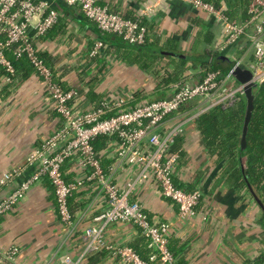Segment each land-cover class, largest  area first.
Masks as SVG:
<instances>
[{
	"label": "built area",
	"instance_id": "2783aa9c",
	"mask_svg": "<svg viewBox=\"0 0 264 264\" xmlns=\"http://www.w3.org/2000/svg\"><path fill=\"white\" fill-rule=\"evenodd\" d=\"M97 28L108 35L120 36L128 44H145L148 29L137 20L111 11L99 0H63ZM169 0H153L142 4L137 16L151 18L156 8ZM171 1V0H170ZM202 11L221 27L216 50L225 51L247 36L253 61L247 68L253 82L264 84V0H249V18L231 19L224 7H216L204 0H178ZM60 14L48 2L32 0H0V66L5 73L0 77V89L15 84L16 70L6 52L13 46L16 59L26 57L38 78V93L46 102V110L54 117L55 129L44 137L26 165H38L34 175L23 182L6 199L0 201V218L10 212L24 198L30 186L46 176L54 190L57 211L68 231L77 232L85 245L82 257L106 252L119 259L120 264H179L169 250L173 226L161 221L144 200V189L178 210L181 219L200 215L207 221L209 215L198 211L203 198L200 188L194 191L180 188L175 183L181 156L172 151L178 138L205 112L215 107L227 109L245 96L244 85L233 77L209 72L195 85H174L171 97L132 107V93L116 87L107 71L89 74L87 60L78 61L79 81L65 89L59 75L47 66L41 57L35 39L42 40L58 23ZM86 57L100 58V63L115 65L116 58L102 41L95 42ZM113 60V61H112ZM76 62V61H75ZM243 60H238L236 66ZM109 77H108V76ZM98 81L94 93L102 96L98 105L84 98L89 83ZM59 81L63 83V79ZM193 106L187 107L189 103ZM182 109V110H181ZM75 161L82 177L68 181L65 167ZM21 173L9 172L0 180L8 185ZM89 183V193L95 194L101 205L89 206L90 223L78 224L70 208L73 196ZM92 199V200H93ZM96 207V206H95ZM94 209L95 211H92ZM132 226L146 240L150 250L143 259L129 241L115 243L106 239L110 226ZM105 253V254H106ZM20 249L11 243L1 250L0 257L8 264H18ZM52 264H78L69 256Z\"/></svg>",
	"mask_w": 264,
	"mask_h": 264
},
{
	"label": "crops",
	"instance_id": "0c3cea01",
	"mask_svg": "<svg viewBox=\"0 0 264 264\" xmlns=\"http://www.w3.org/2000/svg\"><path fill=\"white\" fill-rule=\"evenodd\" d=\"M32 1L48 2L61 16L58 27L42 40L35 39V44L45 59L52 60L53 68L67 86H76L80 78L76 71L78 61L87 60L86 69L91 76L92 73L107 71L112 75L117 88L132 93V107L172 96L178 80L162 83L151 70L131 62L134 59L128 52L134 51L137 54L136 48L121 46L120 40L114 42L115 45L109 42L107 45L110 52L118 60L111 68L106 62L99 64L100 58H88L86 53L92 50L95 42L101 41L105 33L77 8L67 6L63 0ZM147 1L153 0H99V3L124 15L128 11L140 9ZM206 2L224 7L231 19H247L243 13L246 14L248 4L243 9L240 6L241 0ZM150 21L156 35L161 38L160 43L168 44V48L179 56L161 61L167 72L179 70L178 79L185 77L189 85H194L202 63L211 60L208 48L213 46L211 48L216 49L215 45L221 36L220 25L202 11L178 0H169L166 5L157 7ZM104 36L116 40L115 36ZM208 37L212 39L211 44L206 42ZM183 56L186 57V65L178 68L182 59L180 57ZM230 58L236 59V63L242 59L241 65L246 68L253 61L249 49L240 55L235 51ZM235 67L236 64L232 70ZM37 79L35 74L30 76L13 87L10 94L5 95L0 89V180L9 172L21 171L8 185L0 186V201L34 175L38 165H26L27 160L36 147L41 145L43 138L55 129L54 116L46 110V102L38 93ZM97 83L96 79H91L93 89L97 88ZM84 98L93 103L101 100L102 96L86 94ZM182 144L186 165L180 167L175 180L179 186L188 189L192 177L198 172L204 173L198 183V188L203 192L198 211L207 213L208 220L203 221L200 215L192 219H181L175 207H169L166 201L148 194L147 188L144 189V200L159 220L172 224L173 236L185 242L186 251L181 254L183 264H254L259 255L257 242L264 233L255 225L258 215L256 212L251 213V198L237 192L221 178L220 165H214L206 155L195 123L187 130ZM65 170L71 173L67 177L69 181L83 176L73 160L69 161ZM93 196L95 194L89 193L87 183L71 199V207L75 210L83 204L74 213L79 225L90 223L91 201L95 209L101 205L99 199L94 200ZM70 232L60 220L50 180L43 176L30 186L17 206L0 218V248L2 250L11 243L16 244L20 249L18 264H52L64 256L71 257L78 264H120L118 258L108 253H103L102 257H98V254L82 257L85 245L76 231ZM137 234L138 231L132 226L116 225L107 229L106 239L115 243L131 242Z\"/></svg>",
	"mask_w": 264,
	"mask_h": 264
},
{
	"label": "trees",
	"instance_id": "16d2710c",
	"mask_svg": "<svg viewBox=\"0 0 264 264\" xmlns=\"http://www.w3.org/2000/svg\"><path fill=\"white\" fill-rule=\"evenodd\" d=\"M205 2L207 0H204ZM249 0H241L240 6L244 9ZM208 3V2H207ZM212 4V3H211ZM216 6L215 4H213ZM218 7V6H216ZM242 9L243 12H245ZM138 10L128 11L123 15V17L131 20H137L140 24L144 25L148 29V35L145 44L142 46H134L128 44L120 36H115L116 40L113 41L111 38L103 35L101 41L105 44L109 42L117 43L120 40V45L131 48L134 47L137 50V54L134 51L128 52L130 57L135 62L139 64L141 68L146 70H151L156 77L160 78L162 83L177 82L183 85H189L187 83V78L183 77L178 79L180 74L179 70H173L172 72H167L164 64L161 63L162 60H171L174 57H179L175 55L168 44H161L160 37L156 35L154 31V26L152 25L150 18L137 16ZM244 17L249 18V15L243 13ZM61 20L57 25L51 30L53 31L58 27ZM48 32L47 36L51 34ZM108 35V34H107ZM113 36V35H111ZM211 37L206 39L207 44H211ZM122 43V44H121ZM249 41L247 36H244L239 40L238 43L230 47L225 51H218L214 48H208V57L211 58L210 61H206L201 65V71L199 72L198 80L195 84L201 82L209 72H220L221 75H227L234 65L236 64V59H231L230 56L233 52L245 53L248 49ZM16 46L11 47L7 52L8 58L11 60L15 67L16 74L14 77V82L16 84H11L4 86L2 90L6 94H10L13 87L18 86L21 82L28 79L30 76L35 74V69L26 57L16 59L14 56V50ZM173 48V46H172ZM134 56V57H133ZM41 57L45 60L48 67H50L54 73L55 69L52 65V60L50 58L45 59L44 56ZM176 58V59H177ZM178 68L184 67L187 62L186 57H180ZM120 59V58H119ZM175 60V59H174ZM179 60V59H178ZM165 69V70H164ZM5 73L4 69L0 66V77ZM59 82L65 89H68L64 82ZM194 84V85H195ZM89 93L88 95L97 96L94 93L93 86L91 82L89 83ZM8 90V91H7ZM254 94V110L249 124V129L246 138V148L242 149L241 139H242V128L244 123V116L246 111V99L245 96L236 105L223 109L221 107H215L209 111L203 113L195 122V127L200 135L204 151L208 157L214 162V165H220L221 178H223L232 188L237 192L248 195L258 208V217H256L255 225L260 228L264 233V84L258 85L253 89ZM100 99V97H99ZM160 100V99H159ZM100 101V100H99ZM98 100L93 101L98 105ZM154 101V100H152ZM193 106V103H189L187 107ZM182 110V109H181ZM183 138H178L175 145L172 147V151L179 152L181 156V162L179 165L182 167L183 164L186 165L184 160L186 153L182 148ZM203 172H198L192 177V181L187 187L188 191H194L198 188V183L203 177ZM69 181V179L67 178ZM175 183H178L175 180ZM179 186V185H178ZM181 188V186H179ZM83 205V204H81ZM81 205L77 208H81ZM72 213L74 214L76 210L71 207ZM258 243V256L255 259L254 264H264V234L259 239ZM129 245L145 260L149 259L150 250L147 248L146 240L139 233L135 235V239L129 243ZM185 242L179 240L177 237L172 236L169 240V250L178 259L179 264L184 263V258L181 256L186 251ZM106 252L98 253V257ZM102 257V256H101ZM93 258V257H92ZM0 264H8L3 261L0 257Z\"/></svg>",
	"mask_w": 264,
	"mask_h": 264
},
{
	"label": "water",
	"instance_id": "95a60500",
	"mask_svg": "<svg viewBox=\"0 0 264 264\" xmlns=\"http://www.w3.org/2000/svg\"><path fill=\"white\" fill-rule=\"evenodd\" d=\"M233 77L239 83L244 85L245 99H246V111L244 116V123L242 128L241 147L246 148V138L251 122L253 110H254V94L253 89L256 88V84L253 82V74L243 65H238L233 70Z\"/></svg>",
	"mask_w": 264,
	"mask_h": 264
},
{
	"label": "rangeland",
	"instance_id": "374dc122",
	"mask_svg": "<svg viewBox=\"0 0 264 264\" xmlns=\"http://www.w3.org/2000/svg\"><path fill=\"white\" fill-rule=\"evenodd\" d=\"M255 212H256L257 214L259 213V212H258V208H257V206L254 204L253 200L251 199V213H255ZM252 215H253V214H251V218H252ZM253 221H254V220H253ZM260 232L262 233V231H260Z\"/></svg>",
	"mask_w": 264,
	"mask_h": 264
}]
</instances>
